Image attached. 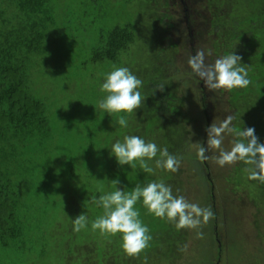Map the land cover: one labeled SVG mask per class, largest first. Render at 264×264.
<instances>
[{
  "label": "trees",
  "instance_id": "trees-1",
  "mask_svg": "<svg viewBox=\"0 0 264 264\" xmlns=\"http://www.w3.org/2000/svg\"><path fill=\"white\" fill-rule=\"evenodd\" d=\"M191 1L0 0L1 264H143L145 256L148 264L160 256L178 263L189 229L177 230L167 219L150 214L142 199L134 207L142 223L148 220L152 240L139 258L122 250L121 234L91 229V222L103 215L92 197L116 187L127 192L137 184L162 180L173 195L188 194L182 169H155L159 153L148 161L152 174L140 170L139 161L134 168L119 165L111 147L126 135L166 147L181 160L187 155L215 213L213 240L222 228L218 188L225 197L227 188L243 192L258 211L264 208V184L250 180L245 185L243 162L228 171L220 167L219 182L216 165L197 159L193 144L207 148L208 100L197 85L203 114L196 120L184 111L174 80L181 71L173 61L177 45L168 35L175 27L170 20L176 9L190 41L197 33L206 37L212 59L232 52L242 57L251 83L227 91V106L235 116L233 126L254 128L264 143V0ZM193 26L200 31L193 33ZM117 67L129 68L143 82L137 90L144 103L132 113L108 114L98 107L107 95L101 92L105 76ZM158 84L165 85L164 91L156 90ZM68 93H73L68 106L57 103ZM120 116L127 127L115 123ZM71 128L70 140H57L56 150V136L63 139ZM117 179L115 186L111 181ZM82 213L89 223L75 232L70 218Z\"/></svg>",
  "mask_w": 264,
  "mask_h": 264
},
{
  "label": "clouds",
  "instance_id": "clouds-1",
  "mask_svg": "<svg viewBox=\"0 0 264 264\" xmlns=\"http://www.w3.org/2000/svg\"><path fill=\"white\" fill-rule=\"evenodd\" d=\"M206 56H211V51L198 49L195 54L188 57V66L210 91L246 88L250 85L249 65L242 64V57L234 52L221 56L212 63H205ZM142 80L134 75L127 67H117L107 73L101 85V92L107 95L98 101V107L108 114L126 112L132 113L140 108L144 99L137 90L142 87ZM164 84H158L156 90L164 91ZM235 116L227 115L220 120L215 118L211 126L206 127L207 148L201 142L192 143L196 149L197 159L203 163L208 161L212 164L224 167L243 162L247 167L244 171L249 180H256L264 184V143H260L252 127L237 129L232 122ZM121 127H127V120L120 116L116 121ZM226 136L233 137L230 147L225 148ZM211 152V155H206ZM155 159V169L175 173L181 165V158L170 154L168 149L159 148L154 142H146L135 135H126L123 142L117 140L111 147V154L116 157L119 165L125 164L135 167L134 161H139L140 170L144 173H154V168L148 161ZM147 158V159H145ZM115 186L119 180H113ZM179 191V190H177ZM142 199L144 207L150 214L167 219L173 223L177 230H195V238L203 239L201 230L203 225L215 219V213L211 207H200L197 203L190 202L183 195H173L170 185L161 181H152L146 186L137 184L130 191L118 190L92 197L91 202L103 208V215L91 222L92 230H99L101 234H121L122 250L129 257L139 258L149 242L152 240L150 231L140 220V213L135 205ZM72 219L73 231L80 232L88 225L85 213ZM189 245L184 244L180 251L187 252ZM143 264H148L147 256Z\"/></svg>",
  "mask_w": 264,
  "mask_h": 264
},
{
  "label": "rangeland",
  "instance_id": "rangeland-1",
  "mask_svg": "<svg viewBox=\"0 0 264 264\" xmlns=\"http://www.w3.org/2000/svg\"><path fill=\"white\" fill-rule=\"evenodd\" d=\"M191 1V0H190ZM193 2L191 1V4ZM131 12H134V7L130 8ZM171 22L175 25L169 30L168 35L170 41L177 45L176 54L174 58L175 68H180L181 71L173 70L179 75L174 78L175 84H177V90L179 97L184 99V111L190 118H201L203 113L200 112V97L197 91V84L192 80L190 72L185 67V62L188 60L191 49L196 53L198 49L207 50L208 43L206 37L202 33H197V36L193 41H190L189 29L187 24L180 17L179 12L176 9L172 10ZM196 17V15H195ZM197 22L204 23V21L198 19ZM192 32L196 34L199 30L197 26L192 27ZM192 44V45H191ZM207 52V51H206ZM215 58L206 56L205 63H212ZM174 69V68H173ZM182 72V73H181ZM174 73V72H173ZM191 76V77H189ZM205 93L207 95L208 115L205 119V123L212 124L215 118L220 120L224 119L230 111L227 106V90H215L210 91L206 87ZM73 93H68L65 96H60L61 99L57 103L68 106V98ZM191 129V127H190ZM71 134L63 135L62 137L56 136V140L67 141L70 140L73 130L69 129ZM229 136L225 137L224 147L229 148ZM60 142H55V149L58 150ZM63 151V148H60ZM208 152L207 155H211ZM186 156H182L181 165L179 169H182V181L187 189V195L185 196L190 202L197 203L200 207H208L206 200V190L203 180L195 176L193 167L187 162ZM225 169L228 171L231 165H225ZM233 166V165H232ZM217 167V181L220 182L221 172L220 166ZM224 172H226L224 170ZM197 178V179H196ZM250 184V180L246 178L245 185ZM218 186V183H217ZM219 187V186H218ZM244 187V186H243ZM226 191V190H225ZM216 200L219 203V219L221 220L222 227L220 231H217V239L213 240V229L215 226L209 221L208 224L203 225L201 230L204 233L203 239L195 238V230L189 229L187 234L186 244L189 245L187 252H183L181 259L176 264H264V208L259 211L256 207L249 202L243 192L232 193L227 188L226 193L228 195L223 196L220 189L216 190ZM45 193V192H44ZM221 197H220V196ZM230 195V196H229ZM225 198L227 200H225ZM226 205V206H224ZM228 207V208H227ZM259 212V214L257 213ZM144 225L148 224V220L143 221ZM220 246L216 244L220 242ZM167 258L157 257L155 264H170ZM1 264V262H0Z\"/></svg>",
  "mask_w": 264,
  "mask_h": 264
},
{
  "label": "flooded vegetation",
  "instance_id": "flooded-vegetation-1",
  "mask_svg": "<svg viewBox=\"0 0 264 264\" xmlns=\"http://www.w3.org/2000/svg\"><path fill=\"white\" fill-rule=\"evenodd\" d=\"M197 78H198V83H199V86H200V91H201V93L207 97V95H206V93H205L206 86L204 85L203 81L200 80L199 77H197Z\"/></svg>",
  "mask_w": 264,
  "mask_h": 264
}]
</instances>
